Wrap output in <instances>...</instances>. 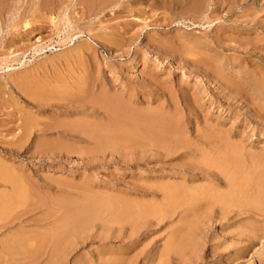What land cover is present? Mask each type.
<instances>
[{"label":"rangeland","instance_id":"374dc122","mask_svg":"<svg viewBox=\"0 0 264 264\" xmlns=\"http://www.w3.org/2000/svg\"><path fill=\"white\" fill-rule=\"evenodd\" d=\"M263 81L264 0H0V178L16 181L0 179V192L19 186L31 209L20 217L29 223L0 228V252L10 259L2 243L17 227L47 231L55 216L44 215L60 206H152L175 186L171 215L135 235L125 222L102 239L94 230L68 264H196L201 253L197 264H264L257 205L223 213L200 194L191 213L185 195L203 185L227 193L230 175L203 161L230 154L248 165L234 169L235 180L249 175L251 197L264 201ZM183 220L194 225L184 232L196 253L188 246L165 258ZM246 225L256 230L238 243ZM2 254L0 264L19 263Z\"/></svg>","mask_w":264,"mask_h":264},{"label":"bare ground","instance_id":"6f19581e","mask_svg":"<svg viewBox=\"0 0 264 264\" xmlns=\"http://www.w3.org/2000/svg\"><path fill=\"white\" fill-rule=\"evenodd\" d=\"M256 86L258 88L260 87L261 90L264 91V86L263 85L257 83ZM83 125H85V124H83ZM77 127H78L77 124L69 125V128H71V129H76ZM82 128H84V127H82ZM83 130H85V129H83ZM97 137H98L97 139H99V136H97ZM102 138H101V140H102ZM262 153H260V154H262ZM226 154H227V150H226ZM250 154H251V152H250ZM219 156H220V154H219ZM261 157H264V155H262ZM260 160H262V158L259 159L258 162ZM255 161H256V159H255ZM203 163L205 165L207 163V165H210V166H213V167H218V169L221 172H226L227 175L228 174L230 175V178L228 179V180H230L229 184H227L228 182H226L227 189H229V190H228L227 193H220V192H213V191H212L213 192L212 193L211 192V187H210V191L206 190V188H208V187H206L204 189V190H206L205 192L206 193H207V191L210 192V193L206 194L205 192L202 191V189H203V187H205V185H203V187H201L200 190L198 188L199 186L198 187L194 186V187L190 188L189 190L187 189L189 191L188 193L185 191L188 194L187 195L183 191L184 189L181 187L183 189L182 192H184V194L186 196H188V198H189V202L187 201L189 203L188 206L189 207L191 206V208L193 209L192 212H191V208L189 210L188 207H186V209H184L185 213L189 212V211L191 213H194V209L196 208L195 206L197 204L196 203L197 198H199V195L202 194V196L198 200L199 202L202 201V200L203 201L206 200V203H204V204L207 205V200H208V202L211 205H215V204H216V206L219 205V207L222 209V210L219 209V211H221V212L223 210H227V209H232L233 210L232 207L237 206L239 208V211H235V212H237V213L239 212L238 214H240V213L242 214V212L243 213L244 212L248 213V211L250 210V207L255 204L254 206L257 209L259 207L262 210L261 211L260 209H258L259 210V212H258V210L256 209L257 212L261 213V216H263L262 215V213L264 214V212H263L264 211V201H262L263 198H262V200L259 199V200L256 201L255 198L253 199L251 197L252 195L250 193H251L252 189H255V188H254L253 185H251L252 180L250 181V177H247L249 175L246 176V175L243 174L244 176L241 177V181L240 180L239 181L235 180V177L233 176V174H234L233 171L236 168H241L243 173H247L246 172L247 170L245 168L248 167V165L247 166L245 165L246 167L242 166L241 164H239L236 161V159L234 160L232 157H230V154H229V156L228 155H223V156H220V157H217V158H211V159H209L206 162L203 161ZM204 164H203V166L202 165L201 166L204 167ZM231 164H232L233 168L229 167V165H231ZM190 165H192V164H190ZM190 165L188 167H191ZM195 166H197V165H195ZM210 166H207V167H210ZM191 168H190L191 171L196 170V169H200L198 167L197 168L191 167ZM201 169L205 170V168H201ZM212 171H214V170H212ZM212 171L211 172L209 171V172L214 174L215 171H214V173ZM199 173H200V171H199ZM216 174L217 173H215V175ZM220 174H222V173H220ZM209 175H211V174H209ZM212 177H213V175H212ZM225 178H227V177H225ZM0 179H4V180H7V181L11 182L12 186L14 184H16V181L11 176L4 175V177H2ZM216 180L219 181L221 179H219V177H217ZM228 180L226 179V181H228ZM262 181H263V179H262ZM258 183H260V182H258ZM258 183H257L256 189L259 190L258 193H261L262 191H260V190H263V186L260 189L258 187ZM208 185H209V183H208ZM262 185H264V182L262 183ZM17 186H18V184H17ZM162 187L164 189V186H162ZM174 187H173V190H172V187H171V189L169 188V186L166 187L168 189H166L163 192V194H162L163 195L162 202L161 203H153L152 206L145 205L142 202L141 203H132L130 201L127 202L125 200L126 202H121L120 201L119 203H113V204H109V203L108 204L107 203H104V204H101V203L100 204H98V203L97 204H92V203H88V204L63 205V206H60V208H61L60 210L57 207L58 210H55L57 212H54V210H53V212L49 213L48 215H44L45 217L51 216L50 217L51 219H52V217L54 218V216H55V220L53 219V222L51 221L52 225L50 224V226L48 225L49 227L47 226L48 227L47 231L45 230L43 232V230H41L44 227V226H42L43 224L40 225V227H39V229L41 228L40 229L41 232H39V231L38 232L37 231L36 232L35 231L31 232L32 230L28 231V230H25L26 228L23 229L20 226H19L20 228L17 227L15 230L10 231L9 234L6 236L7 238L2 243L3 248L7 249L6 250V251H8L7 255H8V258L10 256V259L6 260V258H5L6 257V252H5V254H2V252H0L2 254V256L5 255L4 258L2 257V259H5V261L7 262V261H10L11 258L16 257V255H17V256H19V258H18L19 261L17 259V261L19 262L18 264H31V263L33 264L36 260L38 261V259L42 257L43 253L44 254L48 253V255H49L48 259L46 260V263H44V264H68L70 262V257L72 256L73 253H75L74 251L79 250V246H83L84 244L87 243V240L91 237L92 232L94 230H97V231H95L96 235L99 237V239H102L103 237L101 235L106 236L107 234H109L110 231H112L114 225H117L116 227H114L115 230L120 232L121 229H122V225L125 222V223H129L131 225L130 228H129V229H131L130 230L131 231V235H135L139 231V229L142 226L146 225L148 222H152L154 220H157L156 222H159V220L163 219V216L166 217L167 215L169 216L170 213L172 214L175 211V210H173L171 212L173 207L175 205L179 204V201H178L177 197L180 195L179 194L176 197L175 195L172 194V192L175 191ZM181 188H180V190H181ZM213 189H214V187H213ZM176 191H178V190L176 189ZM176 191H175V194H176ZM253 191L255 192L257 190H253ZM182 192H181V194H182ZM178 193H179V191H178ZM263 194H264V192H262V195ZM182 196H184V195H182ZM25 197H26V193L23 191V189H20L19 186L18 187L14 186L12 188L11 192H0V219H2V218L4 219V220L2 219L3 220L2 222H0V228L1 229L5 228L6 230H10L9 226H11L14 223L15 220L18 219L17 221L20 222V220L22 218V215H24V213H25L24 211H26V212L28 211L29 212L31 210L29 207H26V208L24 207L27 210H25L23 208V206H25V202H26L25 201L26 200ZM184 197H183V199H184ZM186 200H188V199L186 198ZM260 200L263 202V204H261V205H259L260 202L258 203V201H260ZM182 201L183 200H181V202ZM203 201L201 202L202 204H203ZM110 202H112V201H110ZM201 203H198V204L201 205ZM19 206L22 209H20L19 211L17 210L16 213H15V211L13 212V210L18 208ZM32 206H33V209H35L39 205H35V204L33 205L32 204L31 207ZM180 206H182V205H180ZM226 206H228V207H226ZM54 207H56V206H54ZM203 207L205 208V207H208V206H203ZM211 207L212 206H210L209 208H211ZM51 209H50V211H52ZM186 210H188V211H186ZM44 211H46V210H44ZM10 212H11L12 216L10 215ZM13 213H15V214H13ZM27 213H25V214H27ZM185 213H183V214L185 215ZM201 213H203V212H201ZM223 213H224V211H223ZM252 213L248 214V216L249 215L250 216L251 215L254 216V214L257 215V213H253V214ZM41 214L43 215V212ZM165 214H166V216H165ZM188 214H190V213H188ZM8 215H10L11 217H9ZM187 215L184 216V218H185L184 220L189 221L188 219H186ZM41 217H43V216H41ZM25 219L27 220V218H25ZM43 219H44V217H43ZM182 219H183V217H182ZM45 220H46V218H45ZM184 220L182 222V225L178 226L176 229L173 230V232L171 233V235L173 234L172 238L165 244V246L163 248V252H162L165 258L166 257L168 259H169V257H171V258L178 257L179 258V257H181L179 254H184L185 253V251L182 252V250L184 248H186V250H187V248L189 246V250L193 251L194 248L192 247L191 244L193 243V246H195V244L198 243V242H196L194 244V242H189L188 241L193 236L190 238L191 235L188 234V236H187L188 238L186 237V235H185L186 233L185 232H188L189 230L186 231L184 229H188L190 227V225H189L190 223H188L186 221L184 222ZM23 221L26 222V223L28 222V220L25 221L24 219H23ZM195 221L196 220H194V222ZM22 222H20V223H22ZM41 222L43 223L42 219H41V221L39 223H41ZM190 222L192 223L193 220L192 221L190 220ZM262 222H264V219L262 220ZM20 223H18V225ZM36 223H37V221H36ZM121 223H122V225H121ZM262 224H264V223H262ZM98 225L100 227H98ZM244 227H245L244 229H243V227H241L240 231L238 232V235H241L240 239L237 241L238 243L245 242V241L246 242L249 241L248 243H250V240L252 238L251 235H253L252 231L254 230L253 232H255V230H256V228L253 229L251 226L248 227V225H246ZM250 227H251V229H253L252 231H251ZM45 228H43V229H45ZM30 229H32V228H30ZM34 229H38V228H34ZM189 229L191 230V227ZM193 229H194V225L192 224V230ZM191 231H189V233ZM192 241H195V240H192ZM243 245H244V247L247 246L246 243H244ZM202 246H203L202 250H203V253H204L206 251V248H208V247L205 248V244L202 245ZM213 247H214V245H212V244L209 247L210 250H211L210 251L211 256H213V255H215L217 253V251H216L217 249H215V247L214 248ZM248 247H249V245H248ZM192 248H193V250H191ZM198 248L200 249V247H198ZM194 251H196V249ZM194 251H193V253L195 254L196 252H194ZM230 251H232V250H230ZM198 255H197V257H198ZM192 256L194 258V255H192ZM199 257L200 258H196V264L198 263L197 259L202 261V257H205V256H203V254L201 253V255ZM189 260H191V259H189ZM1 261L4 262V260H1ZM1 261H0V263H2ZM116 261L114 260V263ZM186 261H188V260H186ZM182 262H183V259H182ZM13 263L15 264L16 262H13ZM4 264H6V263H4ZM8 264H10V263H8ZM11 264H12V262H11ZM185 264H188V263H185Z\"/></svg>","mask_w":264,"mask_h":264}]
</instances>
